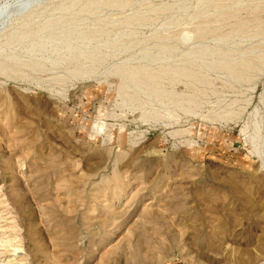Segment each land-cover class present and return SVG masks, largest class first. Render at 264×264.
Wrapping results in <instances>:
<instances>
[{
    "label": "rangeland",
    "instance_id": "obj_1",
    "mask_svg": "<svg viewBox=\"0 0 264 264\" xmlns=\"http://www.w3.org/2000/svg\"><path fill=\"white\" fill-rule=\"evenodd\" d=\"M0 264H264V0H0Z\"/></svg>",
    "mask_w": 264,
    "mask_h": 264
},
{
    "label": "bare ground",
    "instance_id": "obj_2",
    "mask_svg": "<svg viewBox=\"0 0 264 264\" xmlns=\"http://www.w3.org/2000/svg\"><path fill=\"white\" fill-rule=\"evenodd\" d=\"M16 248V247H15Z\"/></svg>",
    "mask_w": 264,
    "mask_h": 264
}]
</instances>
